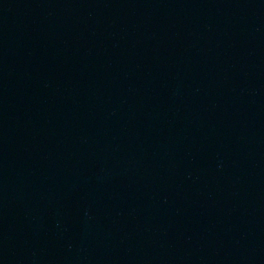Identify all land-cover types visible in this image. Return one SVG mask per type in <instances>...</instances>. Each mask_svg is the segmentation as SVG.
<instances>
[{
  "label": "water",
  "instance_id": "95a60500",
  "mask_svg": "<svg viewBox=\"0 0 264 264\" xmlns=\"http://www.w3.org/2000/svg\"><path fill=\"white\" fill-rule=\"evenodd\" d=\"M0 264H264V0H0Z\"/></svg>",
  "mask_w": 264,
  "mask_h": 264
}]
</instances>
